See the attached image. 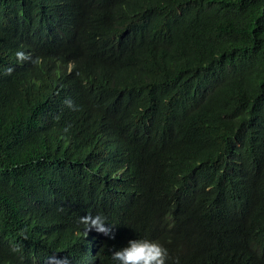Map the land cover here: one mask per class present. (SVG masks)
Segmentation results:
<instances>
[{
    "label": "trees",
    "instance_id": "1",
    "mask_svg": "<svg viewBox=\"0 0 264 264\" xmlns=\"http://www.w3.org/2000/svg\"><path fill=\"white\" fill-rule=\"evenodd\" d=\"M135 239L264 264V0H0V264Z\"/></svg>",
    "mask_w": 264,
    "mask_h": 264
},
{
    "label": "clouds",
    "instance_id": "2",
    "mask_svg": "<svg viewBox=\"0 0 264 264\" xmlns=\"http://www.w3.org/2000/svg\"><path fill=\"white\" fill-rule=\"evenodd\" d=\"M15 57L19 63L31 61V56L21 50L15 52ZM32 62L38 63V60ZM14 71L13 67H8L5 73L10 76ZM80 223L84 226L85 234L94 230L114 238L112 236L114 226L108 222V218L103 214L82 216ZM12 251L19 252L21 249L15 246ZM54 259L56 264H71L68 257ZM111 260L113 264H169L170 254L169 250L157 240L135 239L130 240L124 248L113 251Z\"/></svg>",
    "mask_w": 264,
    "mask_h": 264
}]
</instances>
